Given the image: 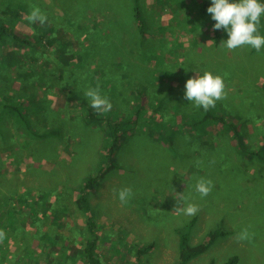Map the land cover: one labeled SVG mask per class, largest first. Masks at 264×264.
I'll use <instances>...</instances> for the list:
<instances>
[{"label": "rangeland", "instance_id": "rangeland-1", "mask_svg": "<svg viewBox=\"0 0 264 264\" xmlns=\"http://www.w3.org/2000/svg\"><path fill=\"white\" fill-rule=\"evenodd\" d=\"M261 2L264 3V0ZM141 3L151 7L154 0H141ZM170 3L172 0H169ZM127 4L130 5V0L8 2L10 8L20 7L21 14L26 17L31 11L30 5L38 6L48 19L44 25L28 21L29 29L23 28V24L17 26L25 34H31L33 30L30 29H39L38 34L29 37L36 54L33 55L30 45L26 44L19 48L26 50L24 52L29 56L19 58L18 64L8 66L5 59L0 58V63L4 65V79L0 72V101L6 102L11 108L0 114V210L6 207L5 211H0L4 212V215L0 214V230L5 227L3 223L9 222L7 218L10 221L25 219L23 213L17 215L13 210L17 207L15 202L19 203L16 195L22 185L30 186V191L41 195L38 202L35 201L36 197H32V213L35 214V221H39L40 217L42 219L37 224L28 222L29 227L32 229L34 226L39 234H31L24 226L16 231V242L7 240L8 246L4 244V249L10 252L8 255L17 253L5 257L0 251V264H74L72 260H75V264H84V260L79 257L72 255L67 259L66 255L76 254L80 246L86 248L87 239L95 240L96 254L102 264H132L138 260L136 252L140 251V247L150 245H153V249L145 251L142 264H176L181 254L182 238H188V244L192 247L203 245L206 248L185 264H226L232 259L236 260V264H264V161H261V157H264V48L260 52H254L249 46L228 50L222 38H214L213 27L208 24L192 34L190 29L179 26V18L174 21L172 6H164L157 11L148 8L145 12L142 6L143 9L138 10L145 14L144 19L149 31L154 32L153 36L165 42L166 50L171 49L174 39L187 44L194 41L201 46L199 50L195 49V57L193 53L185 57L190 66L189 74H194L192 78L200 71H209L222 77L226 75L227 98L217 102L213 113L215 119L210 122H225L223 115L227 114L240 130L248 155L251 154L252 158H245L248 155L227 149L228 144L212 150L204 147L199 156L202 146L196 141L189 143L185 134H178L180 137L175 138L172 147L164 145L156 139L159 134L155 131L159 120L165 122L164 110L158 112L155 109V112L149 106L151 118L141 117L138 125H132L126 131L128 135L123 137L113 163L109 159L106 164L118 167L111 169L104 180L86 192L89 198L86 197L82 204L77 203L83 195L79 191L80 187L87 178L96 175L104 164V148L108 139L99 125H88L74 117L76 111L80 110L79 120H82V113L91 106L90 100L84 96L90 89L87 84L78 87L70 82L69 89L73 93L67 100L68 106L56 111L59 103V96H56V62L46 53V41L34 37L47 39L51 34L45 31L52 30L53 26L56 29H70L71 21L90 19L96 12L99 13L98 22L108 13L114 17L117 14L115 12L127 16ZM183 12L187 11L183 9ZM12 16H15V12ZM26 17L22 19L25 23ZM131 19H125L120 28L126 39L129 33L134 37L139 34ZM159 24L173 25L176 35L160 34L157 30ZM260 29L264 33V16L261 17ZM150 35L146 39H150ZM219 40L221 44H218ZM205 50L207 52L204 53ZM201 51L203 54H200ZM45 53L41 60L39 56L35 57ZM29 57L31 61L27 60ZM180 62H184V59L181 58ZM44 72H47V78L42 76ZM113 82L120 84L117 78ZM170 83L174 87L177 84ZM7 87L9 89H4ZM18 88L22 89L19 94L15 93L13 98L8 96L10 91ZM22 100H26L23 103L26 107L24 114L32 126L25 130L26 136L21 130L12 132L3 126V121H8L5 116L18 114V110H13L11 106L17 107L20 102L22 107ZM62 101L66 102L64 96ZM122 108L126 109V106L122 105ZM193 108L187 106V110ZM112 112L103 114L112 115ZM38 114L39 118L36 117ZM180 120L177 119L166 128L175 131ZM179 128L182 129V126ZM213 133L214 130L210 131L202 140L212 143ZM161 140L164 141V138ZM11 175L13 177L6 181ZM200 177L213 183L211 193L203 199L195 188ZM125 187H130L133 195L128 203L122 204L118 191ZM189 195L191 202L200 207L194 216H186L182 212L184 198ZM87 211L88 217L93 215V221L96 222L92 234L88 232V222L84 217ZM10 213L8 217L5 215ZM245 228L254 235L250 240L238 241L237 235ZM78 232H83L85 238L78 236ZM5 233L7 237L14 234L8 229ZM33 239L39 240L43 248L50 247L49 250L36 255L34 249H22L21 241L29 243ZM75 241L80 244H76L65 255L62 244L69 246ZM113 245L116 249L120 248L121 253H126L127 248L132 253L125 254L128 259H122V255L115 253Z\"/></svg>", "mask_w": 264, "mask_h": 264}, {"label": "trees", "instance_id": "trees-1", "mask_svg": "<svg viewBox=\"0 0 264 264\" xmlns=\"http://www.w3.org/2000/svg\"><path fill=\"white\" fill-rule=\"evenodd\" d=\"M9 1L0 0V58L5 59L8 66H11L12 64H18L19 58L23 59L29 56L27 52H24L26 50L20 49L19 46L29 44L32 54H36V51L33 50L34 45L29 40V37H33V34H38L39 29H30L31 31L33 30L31 34L20 32L17 29L19 24H23V28H28L27 17L21 14L20 7H17V9L10 8L8 5ZM172 3L169 4V0H154L151 7H146L141 3V0H130V5L123 6V9L125 7V11H127V16H122L119 15L120 13L115 12L118 15L115 14L116 16L114 17L108 13L104 16L102 15V20L98 22L97 18L99 15L96 12L90 19H85L88 21L86 23H84L85 20H80L79 22L71 21L72 27L70 29L65 27L56 29V26L51 25L54 31H45L46 34H48V31L51 34L47 39L40 36L34 37L37 40L43 38L46 41L45 47L47 48L46 51H48L46 53L54 59L53 62H56L55 78L56 84H58L56 85V96H59L56 111L66 109L68 106L67 100L73 93L69 89L70 82L74 85L76 84L78 87L85 84L90 86V88L99 86L100 91L113 104L111 109L113 112L109 111L113 113L112 115L97 113L90 106L82 113L84 120H79L81 119L79 117L80 110L76 111L74 116L78 121L86 122L88 125H99L104 130L105 136L108 139V143L104 148L106 152L103 156L104 164H102L96 175L87 178L84 185L80 187L79 191L83 195L78 200V204H82L83 200H86V197L89 198V195L86 194L87 191L90 192L93 190V187L104 180L111 169L118 167L114 164L111 166L106 164L109 163V159L113 163L116 152L119 150L121 142L123 141V137L128 135L126 131L131 129L132 125H138L137 123L141 117L148 116V118H151L148 112L149 106L155 112L156 110L158 112L164 110L165 122L159 120L157 122L158 128L155 127L156 134H159L156 139L164 145L172 147L175 138L179 136L178 134H185L186 140L189 143L192 144L193 141H196L197 144L202 146L199 148V156L204 147H209L212 150V148H219V145L222 146L223 144H228L227 149L232 150L234 153L249 154L247 147L243 143L240 130L235 123L230 121L227 114L223 115L225 122H210L212 119H215L213 113L217 108V103L215 108H211L208 111L196 107L192 110H187V106H193V104L184 97L186 91L185 84L194 74H189L190 66L187 64L188 59L186 63L185 57L189 53H193L195 57L197 55L196 50H199L201 46L195 44L194 41H190L187 44L185 41L179 42L174 39L171 49L166 50L165 42L159 38L157 39V36H153L154 32L149 31L147 27L148 23L144 19L145 14L138 10L143 9L142 6L145 8L142 10L144 12L148 8L157 11L164 6H172L175 15L174 21L179 18L180 21L177 22L179 26L190 29L189 31L193 34L196 30H200L202 26L208 24L213 27L215 24V21L211 19V15L207 12V8L211 6V0H172ZM183 9L187 12L184 13ZM14 12L15 16H12ZM157 16L159 17L160 14ZM24 17H26V23L24 22L25 20H22ZM129 17L132 18L131 23L138 29L139 34L134 37L133 34L129 33L128 39H126L120 28L125 19ZM155 21L157 22V20ZM159 26L160 28H157V30L160 34L167 35L168 33H172L176 35L173 25L161 26L159 24ZM260 32L261 35L264 34L262 29H260ZM214 33V38H222L223 41L228 39L226 31L223 29L214 30ZM148 34H151L150 39H146ZM165 35L163 36L165 37ZM149 40L150 42L148 43L147 41ZM218 44H221L220 40ZM144 47L147 48L145 49ZM253 51L256 52L255 49ZM46 53L35 55V57L39 56L37 58L40 59ZM200 54H203V51ZM225 55L227 56V54ZM181 58L184 59V62H180ZM27 60L31 61L30 57ZM2 63H0V72L4 79L2 74V67L4 65ZM49 68L48 66L47 70ZM203 73L200 71L197 76H202ZM42 76L47 78V72H44ZM114 78H117L120 84H115L113 82ZM170 82H176L177 84L174 87ZM1 85H4V81L1 82ZM4 89L7 90L9 88ZM21 91L22 89L20 88L14 89L8 93V96L13 98L15 97V93L19 94ZM63 96L66 102L62 101ZM24 101L26 100L21 101L22 107H20V102H18L19 105L17 107L11 106L12 109L15 108L18 110V114L16 116L14 114L5 116V119L8 118V121L4 120L3 126L5 125L12 132L14 130H21L25 135V130H29V127L32 126L28 122L27 115L24 114V111H26V107L23 104ZM122 105L126 106V109H123ZM5 110L8 111L11 108L6 102L0 101V114L3 115L1 112ZM12 112L14 113V111ZM36 117L39 118V114ZM1 118L2 116L0 115V124L2 123ZM177 119L181 120L177 125L178 128L176 126L175 131L166 128ZM166 122H168V125H165ZM180 126H182V129L179 128ZM171 127L174 128V126ZM212 130H214L213 142L209 143L208 141L202 140ZM26 134L31 135L29 133ZM161 138H164V141ZM222 138L225 141H220ZM254 155L257 156L256 154ZM245 158H252V156L250 154ZM261 161H264V157H261ZM73 193L69 197L70 201ZM35 195V192L32 190L24 193L18 192L16 200L19 203L14 202L20 212L16 211L15 207L13 210L16 214L18 212L25 214L30 217V221L37 224L40 223V219L39 221L34 220L35 214L32 213L34 212L33 203L30 201V198ZM39 196L41 198V195ZM88 213V211L84 213V217L88 222V232L92 234L96 222L93 221V215L88 217ZM11 221L12 231L16 232L18 230L16 228L17 219ZM60 222L63 223V220ZM37 234H39L38 230H36ZM78 236L85 238L83 232H78ZM187 239L182 238L180 243L181 254L176 264H185L206 250L203 245L197 247L190 246ZM87 241L86 248L80 246L79 249H76V254L72 253L68 254V256L66 252L80 243L76 241L71 242L69 246L62 244V247H65L66 258L68 259L69 257L70 259L74 255L84 260V264H102L99 255L96 254L97 247H94L95 240L87 239ZM112 248L117 255H122V259L125 258V254L129 255L132 253V250L128 248L126 253H121L119 251L120 248L116 249L114 245ZM150 248L153 249V245L140 247V251L136 252L138 260L132 264H142L141 259L145 255V251H148ZM125 259H128V257ZM72 261L75 264V260ZM226 264H236V260L232 259Z\"/></svg>", "mask_w": 264, "mask_h": 264}, {"label": "clouds", "instance_id": "clouds-1", "mask_svg": "<svg viewBox=\"0 0 264 264\" xmlns=\"http://www.w3.org/2000/svg\"><path fill=\"white\" fill-rule=\"evenodd\" d=\"M31 11L27 20L31 23L44 25L47 23V15L38 6L30 5ZM211 19L215 21L213 30L223 29L228 39L222 41L228 50L249 46L260 52L264 48V35L260 34L261 17L264 16V3L261 0H211V6L207 8ZM184 97L196 108L208 111L215 108L216 103L227 98L224 77L205 71L202 76L190 78L185 84ZM84 96L90 100L91 107L97 113L111 111L113 104L109 98L102 95L99 86L88 89ZM259 124V121H257ZM199 163V162H197ZM196 192L203 199L207 197L213 188L211 180L200 177L197 179ZM133 192L130 187L118 191V198L122 204L128 203ZM191 196L184 198L185 207L182 212L186 216H194L200 211L199 205L191 202ZM6 233L0 230V241H3ZM254 234L248 229H243L236 237L238 241L250 240Z\"/></svg>", "mask_w": 264, "mask_h": 264}, {"label": "crops", "instance_id": "crops-1", "mask_svg": "<svg viewBox=\"0 0 264 264\" xmlns=\"http://www.w3.org/2000/svg\"><path fill=\"white\" fill-rule=\"evenodd\" d=\"M13 176L11 175V176H8L7 178H6V181L7 180H9V179H11ZM29 188H31L30 186H24V185H22L21 187H20V193H24V192H28V191H30L29 190ZM35 192V196L34 197H36V200L35 201H40L41 200V198H40V196L38 195L37 196V193H36V191H34ZM30 201L33 203V200H32V197L30 198ZM5 209H6V207H4V208H1V210H4L5 211ZM15 209H16V211H19V209H18V207H15ZM0 210V211H1ZM20 212V211H19ZM18 212V214H21V213H19ZM4 212H2V213H0L1 215L3 214ZM17 214V215H18ZM4 215V214H3ZM5 215H7V217L8 216H10V214H5ZM24 216H25V219H27V220H21L22 218H19V219H17V221H16V228H18V229H20V228H22V227H26L27 229H29L30 231H31V234H36V228L34 227V226H32V229L29 227L30 225L28 224V222H30V223H32V224H34V222L33 221H30L28 218V216H26L25 214H24ZM40 220L42 219V217H40L39 218ZM7 220L9 221L7 224H4L3 223V225L5 226V227H3L2 228V230L5 232V230H10L11 232H13L14 234H12L10 237H7V235L5 236V238H4V243H3V241H0V251H3V253L1 254V255H4L5 257H11V256H13L15 253H17V251L13 254V255H8V252L9 251H7V250H5L4 249V244H5V246L7 247L8 246V242H7V240L10 242V241H14V242H16V240H15V238H16V232H14V231H12V225H11V223H12V221H10L8 218H7ZM25 224H27V225H25ZM45 232H46V230H44ZM35 242H36V244H35ZM35 245V247H33ZM20 246L22 247V249H24V248H26V249H30V250H33L34 249V253L36 254V255H38V254H41L42 253V251L43 250H46V249H48L49 250V248L50 247H48V246H45L44 248L42 247V246H40V241L39 240H36V239H33L32 240V242H29V243H23V241H21V243H20ZM51 248H53V247H51ZM3 249V250H2ZM9 254H10V252H9Z\"/></svg>", "mask_w": 264, "mask_h": 264}, {"label": "bare ground", "instance_id": "bare-ground-1", "mask_svg": "<svg viewBox=\"0 0 264 264\" xmlns=\"http://www.w3.org/2000/svg\"><path fill=\"white\" fill-rule=\"evenodd\" d=\"M168 3V2H167ZM102 155V154H101ZM101 178V177H100Z\"/></svg>", "mask_w": 264, "mask_h": 264}]
</instances>
